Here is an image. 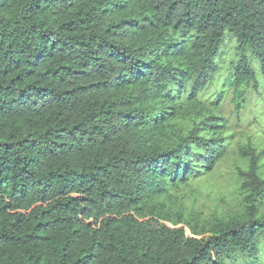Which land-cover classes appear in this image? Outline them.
I'll use <instances>...</instances> for the list:
<instances>
[{"label": "trees", "instance_id": "trees-1", "mask_svg": "<svg viewBox=\"0 0 264 264\" xmlns=\"http://www.w3.org/2000/svg\"><path fill=\"white\" fill-rule=\"evenodd\" d=\"M248 51L264 78V0H0V264H264V150L227 214L189 204Z\"/></svg>", "mask_w": 264, "mask_h": 264}, {"label": "rangeland", "instance_id": "rangeland-1", "mask_svg": "<svg viewBox=\"0 0 264 264\" xmlns=\"http://www.w3.org/2000/svg\"><path fill=\"white\" fill-rule=\"evenodd\" d=\"M236 48V39L227 35L218 56L223 74L233 62L238 60ZM246 56L256 70L258 85L250 84L245 87L247 92L243 105L236 112L230 90L224 92L219 111L224 116L227 125L228 154L222 159L212 175L193 183V195L189 204L203 209L206 215L227 214L237 200H240L236 182L237 168L246 169L249 166V156L242 154L240 147L252 143L258 149L264 150V78L260 70V60L256 59L251 51H248ZM221 82L220 79L218 86L221 85ZM214 86L216 85L214 84ZM212 99H214L213 96L210 97V100ZM262 163L264 174V158Z\"/></svg>", "mask_w": 264, "mask_h": 264}]
</instances>
